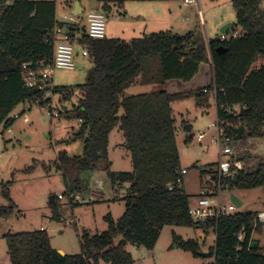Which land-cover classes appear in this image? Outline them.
Here are the masks:
<instances>
[{
	"label": "trees",
	"instance_id": "1",
	"mask_svg": "<svg viewBox=\"0 0 264 264\" xmlns=\"http://www.w3.org/2000/svg\"><path fill=\"white\" fill-rule=\"evenodd\" d=\"M103 10L135 0H97ZM264 0H231L235 26L241 37L220 41L193 32L178 36L158 32L140 38L89 39L79 44L88 52L91 67L85 82L73 88L55 87L60 103L77 101L59 117L81 124L75 139L83 141L81 157L66 153L57 157V168L68 195L79 191V174L107 162L108 136L118 129L123 147L130 155L131 172L111 173V184H126L125 209L117 221L108 216L107 231L90 236L84 232L80 252L61 256L50 246L45 230L4 236L11 264H132L127 244L153 250L165 226L212 230L215 235L210 264H264V222L257 212L234 213L217 221L193 223L189 216L190 198L176 185L179 153L176 126L171 114L175 101L193 98L200 107H209L212 98L219 122L227 126L238 146L251 138L264 137ZM55 24L53 0H0V125L9 128L11 112L22 103H33L43 92L23 87L21 65L49 60L52 45L47 42ZM78 31L71 26V32ZM84 31V30H83ZM221 48L220 51L217 49ZM201 64H210L211 83L203 89L169 93H133L137 87H166L170 81L184 84L198 74ZM211 96V97H210ZM241 105L237 115L223 112L224 107ZM243 127L242 133L234 132ZM248 152V151H247ZM243 154L239 159L244 160ZM212 176V175H211ZM226 189L250 190L264 187V161L251 172L240 171L233 180L224 181ZM2 185L8 198L7 185ZM171 188V190H168ZM54 197L53 207H56ZM14 207L0 206V219L8 218ZM243 234L239 241L237 236ZM174 244L200 257V244L173 235ZM253 244L256 247H253Z\"/></svg>",
	"mask_w": 264,
	"mask_h": 264
},
{
	"label": "rangeland",
	"instance_id": "2",
	"mask_svg": "<svg viewBox=\"0 0 264 264\" xmlns=\"http://www.w3.org/2000/svg\"><path fill=\"white\" fill-rule=\"evenodd\" d=\"M43 1V0H31ZM56 3L55 19L70 14L68 6L77 0H53ZM87 5L86 13L102 12L97 0H79ZM198 8L185 6L183 0H135L115 7L119 15L118 22L106 15V36L113 33L124 40L127 31L136 30L130 38H140L158 32H170L183 36L197 32L206 39L217 40L219 29L227 24L235 26V11L231 0H197ZM264 6V4H263ZM161 11V13H159ZM104 13V12H103ZM81 15L79 31L73 33L75 47L73 70L55 69L52 84L55 87L73 88L85 82L86 72L91 67L88 58L79 54L85 26ZM237 27V26H236ZM239 28V27H238ZM123 31L125 33H123ZM123 33V34H122ZM126 34V37H125ZM114 38V37H113ZM211 79L200 80L202 86L208 87ZM204 87V88H206ZM137 87L131 92L146 93L165 89ZM203 88V87H202ZM175 90V89H173ZM171 93V89L168 90ZM176 93V92H175ZM172 93V94H175ZM77 95L71 102L60 103L55 96L52 106L57 111L61 106L70 109L77 101ZM211 97V96H210ZM23 105H18L9 118L21 113ZM171 114L175 121L176 145L179 153L180 169L187 171L182 178V188L193 203L200 189L212 182L211 175L217 172L218 145L213 142L215 130L209 128L216 121V106L212 98L209 107H200L193 98L175 101L171 104ZM24 117L27 122H24ZM80 122L65 117L53 118L46 108H35L22 113L13 121L9 130L0 125V206L14 207L8 218L0 219V264H11L4 236L40 230L42 227L50 237V246L65 255L80 252V240L84 232L90 236L99 235L108 229L106 218L117 221L123 214L126 184L113 186L108 177L111 173L131 172L132 163L127 150L123 147L124 139L118 129H113L108 136L107 162L101 161L95 169L79 174V191L68 195L62 181L61 171L57 168V157L66 153L70 158L81 157L83 141L75 139ZM190 126L188 132L186 126ZM189 133L193 134L189 138ZM203 134L201 141L197 136ZM243 158L244 171L251 172L255 166L264 161V137L247 140ZM251 149V150H250ZM8 183V198L3 194L2 185ZM97 183V185H96ZM80 196L79 204L71 203L73 195ZM235 195L243 203L236 212H263L264 187L250 190L225 189L222 202L227 205L230 195ZM63 196L56 201V207L49 203V197ZM173 235L183 241L195 240L200 244V252H210L214 244L212 230H195L193 228L165 226L153 250H147L133 244H127L125 250L130 254L132 264H210L212 259L195 257L174 244ZM98 264H108L99 261Z\"/></svg>",
	"mask_w": 264,
	"mask_h": 264
},
{
	"label": "built area",
	"instance_id": "3",
	"mask_svg": "<svg viewBox=\"0 0 264 264\" xmlns=\"http://www.w3.org/2000/svg\"><path fill=\"white\" fill-rule=\"evenodd\" d=\"M185 6H195L198 8V15L201 19V11L199 10L197 0H183ZM80 16H74L71 13L67 16L61 17L62 22H57L51 29L49 39L52 45V55L49 60H40L36 63H23L21 65V78L23 87L26 89H32L39 92H43L41 98H36L33 103H22L23 110L21 113L14 115L11 118L13 121L20 117L23 113L35 108H46L48 115L53 118H59V111H55L52 106L55 98L54 88L52 84V77L55 69L73 70L75 68L74 56L75 47L72 43L73 33L71 32V26L79 28ZM85 22L84 35L93 40L106 38V14L103 12L85 13L83 15ZM243 35L240 28L231 25V28L225 32L220 33L218 39L220 41H226L230 39H236ZM208 42L209 39H205ZM81 57H88L87 50L81 46L79 52ZM243 106L234 105L226 106L223 112L228 115H237ZM24 122H27V118L24 117ZM209 128L215 130V137L213 142L218 145V166L217 172L211 176L212 182L206 183L204 187L200 189L198 197L195 199L194 204H190L189 216L193 223L204 224L208 220L217 221L222 216H228L237 213L238 209L229 202L224 205L222 202V191L226 189L224 181L233 180L237 173L244 170L242 164L243 161L239 159L240 155L247 152L245 146H238V141L235 140L234 135L228 132L227 126L220 123L216 114V121L214 124H210ZM6 129V128H5ZM9 130V129H6ZM235 132V130H234ZM204 135L199 134L197 141H201ZM1 158V153H0ZM187 171L181 169L176 179V185L182 188V178L186 175ZM214 177V179H212ZM183 189V188H182ZM168 190H171L169 188ZM63 196H57L58 200H61ZM73 204H79L80 196L78 194L73 195ZM256 220L258 222H264V211L257 214ZM43 230V229H41ZM243 234L239 233L237 239L242 240ZM215 239V237H214Z\"/></svg>",
	"mask_w": 264,
	"mask_h": 264
},
{
	"label": "crops",
	"instance_id": "4",
	"mask_svg": "<svg viewBox=\"0 0 264 264\" xmlns=\"http://www.w3.org/2000/svg\"><path fill=\"white\" fill-rule=\"evenodd\" d=\"M77 2H78L77 10H79V11L82 10L83 11V15H84L86 13V8H87L86 3L82 4L79 0H77ZM99 7L102 9V12H104L107 16H112L114 18V20L116 22H118L119 18H118L117 15L120 16V14H118L116 12L115 8H111L110 10H103L102 4H99ZM55 8H56V3H55ZM68 8H69V11L71 12L72 9H73V4H70L68 6ZM159 13H161V11H159ZM129 29L130 30H128L126 32L127 35H128V38L126 37V34H125L126 38L124 40H129V39H131L130 37H132L131 35L136 34V30L135 29H131V28H129ZM78 31H79V28H78ZM123 33H125V32L123 31ZM108 35L109 36H106L107 38H113V37L115 38V37H117V36H113V35H115L113 33H111V34L109 33ZM83 58H88V57H83ZM208 77H209V79H211V76H210V64H201L198 74L191 80V82L184 84L182 82L170 81L166 85V90L168 91L169 89H171V93H175V92L179 93V92H184V91H189V90L203 89L206 86L200 85L199 81L203 80V79H207ZM173 89H175V90H173ZM244 162L245 161L242 162L243 166H244ZM256 167H257V165L255 166V169H256ZM96 185H97V183H96ZM229 200H230V198H229ZM193 204H194V202H193ZM242 205H243V203H242ZM41 229H42V227L40 228V230Z\"/></svg>",
	"mask_w": 264,
	"mask_h": 264
},
{
	"label": "water",
	"instance_id": "5",
	"mask_svg": "<svg viewBox=\"0 0 264 264\" xmlns=\"http://www.w3.org/2000/svg\"><path fill=\"white\" fill-rule=\"evenodd\" d=\"M77 7H78V2L76 1V2H74V4H73V9H72V11L70 12L72 15H74V16H80V15H82L83 14V11L81 10V11H79V10H77ZM231 28V23H227V24H225V25H223L220 29H219V32L220 33H225V32H227L229 29ZM218 51H220L221 50V48H218L217 49ZM66 109V107L64 106V107H62V110H65ZM186 130L188 131V132H190V130H191V128H190V126H186ZM242 130H243V127H239V128H236L235 129V133H237L238 135H240L241 133H242ZM193 137V134L192 133H189V138H192ZM212 179H214V177H212ZM49 202L50 203H53V200H54V197L53 196H50L49 197ZM230 201H231V203L233 204V205H235V207H237V208H239V207H241L242 206V202L239 200V198L238 197H236L235 195H230ZM253 247H256V245L255 244H253ZM58 252V254H60L61 256H64L65 254L63 253V252H61V251H57ZM199 256L200 257H202V258H204V259H212L213 261H214V259H215V254L213 253V252H205V253H199Z\"/></svg>",
	"mask_w": 264,
	"mask_h": 264
}]
</instances>
